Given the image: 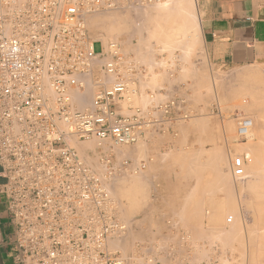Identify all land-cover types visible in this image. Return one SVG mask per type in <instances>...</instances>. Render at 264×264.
I'll return each mask as SVG.
<instances>
[{
    "label": "built area",
    "instance_id": "obj_1",
    "mask_svg": "<svg viewBox=\"0 0 264 264\" xmlns=\"http://www.w3.org/2000/svg\"><path fill=\"white\" fill-rule=\"evenodd\" d=\"M76 1L77 7L72 0H24L9 16L10 0H0V193L8 216L4 257L12 264H130L120 252L101 248L116 220L99 180L68 146L60 123L81 137L95 133L123 141L135 138L145 114L117 112L113 98L121 85L110 89L113 84H95L93 111L68 106L66 88L78 83L75 74L120 68L113 43L111 60L92 64L103 52L101 41H95L100 52H94L83 25L65 21L86 0ZM87 1L99 9L118 2ZM9 19L21 23L12 35L5 32ZM250 125V117L239 118L238 133L244 135ZM241 163L235 155L232 164Z\"/></svg>",
    "mask_w": 264,
    "mask_h": 264
},
{
    "label": "rangeland",
    "instance_id": "obj_2",
    "mask_svg": "<svg viewBox=\"0 0 264 264\" xmlns=\"http://www.w3.org/2000/svg\"><path fill=\"white\" fill-rule=\"evenodd\" d=\"M136 1H139V0H132L131 1V5H130V3L129 4H123V6L125 5L126 7H125V9H124V7L123 6H120L119 8H121V9H119V8H117L116 10L114 9H112L111 11L114 13V14H117V17L119 18V17H121V18H125V20L127 21V19L129 18V20H131V24H130V22H129V20H128V22H129V24H130V26L129 27H133V28H129V30L130 29H134L133 30V33H132V31H130L131 32V35L133 36L132 38H131V41H133L132 42V45L130 44L131 42H129V48L130 47H132L133 48V46L135 45L136 46V48H135V46H134V49H132V48H130V49H126L127 50V52H126V50H125V46H124V44L120 41V40H124L126 37H127V35L126 34H123V35H121L118 39H114L113 41L114 42H118V46H119V51L121 52V53H119V56H120V60H121V62H122V65H123V62H124V60H129V62H128V65H127V62H126V64H125V62H124V65L125 66H123V68H128L127 70L125 69H123L124 71H125V73H123V74H126L127 75V72H131V74H133L132 75V77H129V76H131V74H129L128 73V75L127 76H125V78L127 77L128 79L129 78H131L132 80H134L135 81V86L137 85V84H139V82H140V86L139 85H137L136 86V92L137 93H140V94H137L138 96H139V99H138V96H135V99H136V97H137V101L136 102H138V103H136L134 100L135 99H131V97H130V99H129V101H125V102H123L124 104L123 105H125V107L122 109V102H116V103H118V105H119V103H120V105H121V108L119 109V107L117 108L118 109V111H121L120 113L121 114H130V113H132L133 112V110H135L136 108H138V109H140V110H142V111H144L145 112V120H146V124H145V127H143V131H142V133H140L139 134V136H137V139H141V141L143 142V143H141V141H139V142H137L138 144H140L141 145V147H143L142 145H144V147L143 148H145V149H143V148H141V147H138V146H140V145H136L135 146V144H133V143H131V144H125V145H123L122 147H125V148H122V149H125V150H129V149H126L127 148V146L128 147H130L131 148V152L130 153H126V152H129V151H124L126 154H128V155H126V157H125V154L123 153L122 155L120 154V153H122L121 151L119 152V154L121 155H119V154H116V152H104V153H100L99 154V163L101 164V168H102V166H104V168H102V170H101V168H100V170H99V172L101 171V173H100V175H101V177H103L102 178V180H103V182L104 183H108L110 180H111V182H112V179H110V177H109V174L111 175L112 173V176L114 177H118V178H115L114 177V180H113V182H117V180H123V181H125L124 179H126V181H131V180H129V179H132L134 182H135V180H134V178L136 179V178H138L139 179V177H140V180L142 181H138V183H139V185L141 184L143 187V193L142 194H144V195H141V198H142V196H144L143 197V199H139V200H141V202H143L144 204L142 205V206H140L139 204V201H138V203H136V204H138V205H136L138 208H140V209H136V210H139V211H137L138 212V214L137 213H135V214H132L131 216L128 214L127 215V212L128 213H134V208H132L131 206H135L134 204L132 205L131 204V206H129V207H126L125 209L127 210V212H124V210L123 211H120V210H122L123 208H121L122 206H124L123 204H126L127 206L128 205H130V204H128V203H130V202H128V203H126L125 202V197L123 198L122 197V199H121V195L119 194L118 196H117V194H115V193H117L116 191H117V189H119L120 188V186H123V182H121V184H120V182H117L118 183V186H119V188H117L116 187V189H114L115 187L114 186H111L112 185V183L110 184V186L111 187H113L112 189L115 191H113L112 189H111V187L109 188L110 190H111V193H110V190L108 189V191H109V193L111 194V195H113V196H111V198L113 199V198H115L114 199V201H115V203H116V199H117V203H119V202H121V203H119V205H121L120 206V210L117 208V211H118V213H119V211L121 212V214L119 215L118 214V217H121V215H122V219L121 218H119L121 221H123V223H124V225H125V223H126V228L128 229V227L130 228L131 227V225H132V222L133 223H136L137 224V227H135V228H133V227H131L130 228V231H131V233L129 232V234H131V236L130 235H127V237L130 239V237L132 238V239H130L129 241H128V246H129V248H130V250H131V252L129 253V256L131 255V254H133L134 256H132L131 255V257L129 258V261H130V263H132V264H141L142 263V261L145 259V260H147L148 261V259H150L149 257L150 256H152V257H154L156 260H155V264H237V263H235L236 262V259H237V261H239V259L242 257V251H245V253H247V254H245V256L247 257V258H245V260L243 261L244 262V264H249L250 262H253V260H252V258H251V254L250 255H248L249 254V245L247 246V242H245L244 243V241H243V243L242 244H240L241 243V241L239 242V244L240 245H243L244 244V247H241L239 244V246H240V248H239V246L237 245V243L238 242H236L237 240H239L238 238L236 239V237L235 236H237V235H234V236H232V234H231V226H232V224H235V222L238 220L237 219V217L240 219V217H241V219H240V221H242V220H244V217H243V219H242V214H243V216H244V212H245V214H246V212L248 213L249 212V210L251 211V209H252V211L251 212H253L254 211V207H252V208H249L248 209V207L246 206L245 207V205H246V203H242V202H244V200H242L241 199V201H240V196L238 197V192L236 191V192H234V195L232 194V192L233 191H230V190H233V189H231V188H228L230 185H229V183L227 184V183H224L225 184V186H226V184L228 185V186H226V187H224V186H222V188H224L226 191L228 190L229 192H226V191H224V189H222L223 191H222V193L221 192H216L215 191V193H213L214 195H216V193H217V198H219V196L221 195V197H220V199L222 200V204H223V206H225L224 208H223V210L224 211H222L223 212V214L220 212L219 214H220V218L222 219V221L223 222H221V221H219V224H209L208 223V221H206L207 219L205 218L206 217V215H205V213L210 209V207L209 206H211L210 205V203H209V199L211 198V196L214 198V200H217L216 199V196H214L212 193H209L208 194V189H207V187H206V184L204 183V182H206V178H205V176H207V181H209V182H207L208 183V185L210 186L211 184H209V183H211L210 182V180H209V178H211V180H212V176L213 175H211V173H209V171H207L208 169L207 168H205L204 169V172L201 174L202 175V184H201V186L200 187H203L204 185L203 184H205V186L203 187V188H201L202 189V191L200 190V194L203 196V198L202 197H200L199 196V199H201L202 198V203L204 202V204H203V206H202V208H203V210H199V212L198 211H195L196 210V208H198L199 206L198 205H200V203L198 204L197 202H196V200L194 201V199L192 200V198H195V197H197V195H195V194H193L194 192H195V190H194V187H195V185H193V182H195V180H196V178L195 177H189L188 179H187V175H186V173H184L183 171L182 172H180V173H182V174H179L178 172L179 171H181L182 169V167H180L182 164H179V163H175V161L177 160V159H173V164H174V166H172V163H171V161H170V159H172V156L170 157V155H169V153H171L172 151V153H174L175 154V152H179V150H181L182 151V149L183 150H185V151H187V150H189V149H192V147H193V149H195V148H198L199 147V145H200V142H199V137L200 138H202L203 137V139H206V138H208L209 137V139L211 140V141H213V144H214V146H216L218 149L221 147V148H223V154H224V152L226 153V151H227V153H228V150H229V152L230 153H232V151H233V148H231V147H229V146H227V143H229V142H232V140L233 141H236L237 142V144H236V146H235V148H234V152L230 155V157H229V154L230 153H228V154H224V157H225V155L228 157L227 159H225L226 161V163L225 162H223V164H222V167L224 168V166H226V168H224L223 169V171H227L226 173H227V177H229V174H230V177L232 178V175L231 174H233V175H235V176H237V177H240L241 175V177H244L243 176V174L244 175H246V168H247V166L249 165L250 166V164L252 163V161H249L247 158V161H246V159L243 161V165L241 166V168H239V169H236L237 171L234 173V171H235V169H231V166H230V158H232L235 154H237V155H243V156H245V155H247L248 154V157L249 158H251V156H250V152L247 150V148L245 147V143H246V141H239L238 139H237V137H236V134H235V121L237 120V118L238 117H241V116H250V117H252L253 119H254V123H255V128H256V139L258 138V136H259V133H258V131H257V127H258V123H257V120H256V117H255V115L254 114H252L251 112H247L246 113V110L241 106V104L243 103V100H245V98H247V97H250V95H248V94H250V92L252 91L254 94L256 93V92H258V95L257 96H259V97H262V95H263V97H264V91H260V93H259V89L260 90H262L261 88H260V84H261V86L262 87H264V64H253V65H249V66H245V67H241V68H237L238 70L237 71H242V69H244V70H248V69H252V70H255V75L254 76H251L250 78L248 77L247 79H246V81H243V83H242V81H241V83H240V81L238 82V81H236V82H234L233 83V85L232 84H230V83H227V84H229V87L227 86V84H226V76L231 72V71H229V73H228V71H224V72H216V71H214L213 70V68L208 64V62H207V60L205 59V56H204V52H203V47H202V43H201V33L199 34L198 33V37H196L195 36V30L193 29V27L195 26V24H194V20L196 19V7L194 8V10H193V12L192 11H187V12H182V11H179L177 8H175L176 6V4H175V2L177 3L178 2V0H170V3L168 4V3H166L167 2V0H152V2H150V1H146L145 3H147V2H149V3H152V4H149V3H147V5H145V3L143 2V3H141V2H139V5H141V6H138L137 4V2ZM164 1H165V3L169 6V8L167 9V11H169V13L170 14H172L171 16H173V17H170V15H165L166 14V10L165 11H163V12H165V14L163 15V12L161 13L160 12V10H158L157 8V6L155 7V5L157 4H161L162 2L164 3ZM169 1V0H168ZM180 1V0H179ZM155 2H157V3H155ZM136 3V4H135ZM141 3V4H140ZM172 3H174V5L172 4ZM171 4V5H170ZM135 5V6H134ZM133 6L135 7V9L133 8ZM136 6H138V8L136 7ZM145 7V8H144ZM153 7H155V8H153ZM171 7V8H170ZM130 8H131V10L132 9H134L133 11H131L130 10ZM137 8V9H136ZM119 9V10H118ZM139 9V10H138ZM144 10V12H143V15L141 16V18L142 19H140V14H138L139 13V11L141 12V11H143ZM148 9L150 10L149 12H152L153 10L152 9H155L154 11H156V9H157V13L158 12H160L163 16H161V14L160 13H155L154 11H153V13H154V16L152 15V17H156L155 15L157 14V17H156V20H157V18L158 17H160L157 21H159V23L158 24H155V25H151L150 24V20H152V21H154V18L153 19H148V18H151V14H153V13H151L150 14V17H147L148 16V13L149 12H147L148 11ZM173 9V10H172ZM174 9L176 10V11H174ZM121 10V11H120ZM147 10V11H146ZM170 10H171V12H170ZM106 11V10H105ZM104 10L103 11H100V12H103L102 14H104V12H105ZM109 10H107L106 12H108ZM173 11V12H172ZM178 11V12H177ZM105 12V15H109V14H111L110 13V11L108 12V14ZM133 12V13H132ZM135 12V13H134ZM176 12V13H175ZM191 12H192V16H193V19H192V17H190L191 15ZM195 12V13H194ZM96 12H94V14H95ZM144 13H146V14H144ZM168 13V12H167ZM179 13H180V15H179ZM93 14V13H92ZM98 14V11H97V13H96V15ZM142 14V13H141ZM189 14V15H188ZM135 15V16H134ZM139 15V17H137ZM177 17H176V16ZM186 15V17H183V16H185ZM164 16H166V18H170L168 21L164 18ZM167 16H169V17H167ZM127 18V19H126ZM161 18H162V21H161ZM186 18H187V21H185V22H187V24H188V22H190V20H191V22L190 23H192L193 21V24H192V26H189V24H188V26H187V24L185 25V22H184V25H182L181 26V24L183 23L182 21H183V19L184 20H186ZM188 18H189V21H188ZM195 18V19H194ZM136 19L138 20V21H136ZM147 21H146V20ZM163 19H165V21L163 20ZM171 19H173V20H171ZM172 21V22H177V24H174V25H172L171 24V22H169V21ZM154 21V22H155ZM163 23H161V22ZM127 22V23H128ZM135 22V23H134ZM155 22V23H156ZM164 22H166V23H164ZM167 22H169L168 24H167ZM179 22V23H178ZM140 23V24H139ZM153 23V22H152ZM198 23V21L196 22V24ZM128 24V25H129ZM154 24V23H153ZM159 24H161V26H162V28H161V30L163 29V27L164 26H166L165 27V30H166V32H167V35H166V32H165V30H163V32L162 31H159L158 29H160V28H158V26H159ZM165 24V25H164ZM179 24V25H178ZM146 25V26H145ZM164 25V26H163ZM171 25V26H170ZM191 25V24H190ZM194 25V26H193ZM141 26V27H140ZM145 28V29H142L143 27ZM152 26V27H151ZM156 26L158 29V32H161V33H158L156 30H155V32H154V30H152V29H154V27ZM177 26L179 27V28H177ZM181 26V27H180ZM185 26H187V28L185 27ZM197 27H196V30L199 32V25H196ZM86 27H87V25H86ZM136 27V28H135ZM156 27H155V29H156ZM167 27H176V29H178V30H176V29H172L171 30V28L169 29V28H167ZM184 27V28H183ZM189 27V28H188ZM143 30L142 32L144 33L143 34V39H145V41L147 42V37H148V32L149 31H151V35H149V38H148V42L146 43L145 41H143V43H142V45L141 44H139V46L141 45L142 46V48H140L139 46H138V38H141V37H139V36H137V34H138V30H141V29ZM148 28V29H147ZM181 28V29H180ZM147 29V30H146ZM167 29L169 30V31H167ZM188 29H190L188 32H190L189 34L187 33V31L185 32L184 30H188ZM194 30V32H192L193 30ZM149 30V31H148ZM171 30V31H170ZM179 30H181V31H183V32H179ZM173 31V32H172ZM178 31V33H176ZM147 32V33H146ZM153 33V34H152ZM170 33V34H169ZM175 33V34H174ZM181 33H183L182 35H181ZM148 34V35H147ZM158 34H160V35H158ZM162 34V35H161ZM185 34H187L188 35V37L185 35ZM197 34V33H196ZM155 37H154V36ZM174 35V37H173V39L171 38L172 36ZM185 35V37H182V36H184ZM192 35H194V38H192L191 36ZM90 36L92 37V34H90ZM126 36V37H125ZM151 36V37H150ZM164 36V37H163ZM191 38H190V37ZM145 37V38H144ZM195 37H196V39H198V40H196L195 39ZM110 38V39H109ZM109 38H107L106 40H105V44H107V43H109V42H112L111 40V37H109ZM153 39V40H149V39ZM156 38V39H155ZM159 38L161 39V41L159 40ZM170 38V39H169ZM180 38V39H179ZM142 39V40H143ZM168 39V40H167ZM175 39V40H174ZM188 39L189 40V42L188 41H186V40ZM191 39V40H190ZM195 39V40H194ZM110 40V41H109ZM116 40V41H115ZM156 40V41H155ZM157 40H158V42H157ZM172 40V41H171ZM182 40H184V42L182 41ZM134 41H136L137 43H135V44H133L134 43ZM155 41V42H154ZM176 41V42H175ZM181 41V42H180ZM192 41V42H191ZM197 41V42H196ZM199 41V42H198ZM120 42V43H119ZM161 42V43H160ZM163 42V43H162ZM173 44H171V43ZM174 42H175V44H174ZM178 42V43H177ZM180 42V43H179ZM139 43H140V40H139ZM152 43V44H151ZM166 43V44H165ZM170 43V44H169ZM183 43V44H182ZM185 43V44H184ZM190 43V44H189ZM137 44V45H136ZM147 44V45H146ZM150 44V45H149ZM161 44V45H160ZM170 46H169V45ZM193 44V45H192ZM163 45V46H162ZM172 45V46H171ZM174 45H175V47H174ZM177 45V46H176ZM182 45V46H181ZM189 45V46H188ZM199 45V46H198ZM141 49H139L140 51H137V48L138 47ZM148 46V47H147ZM164 46H165V48H164ZM180 46L182 47V49L183 48H185V49H183V51L181 50V48H180ZM185 46H188V48L187 47H185ZM191 46L193 47V48H191ZM94 50L95 51H99L100 50V44L99 43H95L94 44ZM170 47V48H169ZM143 48H145V49H143ZM147 48V49H146ZM149 48L150 49H152V50H149ZM172 48H174V50L172 49ZM180 48V49H179ZM190 48V49H189ZM195 48V49H194ZM123 49H124V52H123ZM136 49V50H135ZM171 49V50H170ZM188 49V50H187ZM192 49V50H191ZM168 50V51H167ZM186 50V51H185ZM191 52H190V51ZM198 50V51H197ZM160 51V52H159ZM189 51V52H188ZM196 53V51H197V53L195 54L194 52ZM143 52L145 53V55L147 56V59H148V57H149V55H152V56H150V57H152V59L153 60H151L150 58V60L151 61H148V60H142L143 58V56L142 55H140L141 57H140V59H141V61L138 59L139 58V54H143ZM183 52V53H182ZM186 52V53H185ZM201 52V53H200ZM124 53V54H123ZM149 55H148V54ZM200 53V54H199ZM122 55V57H123V59H122V57H121V55ZM177 54V55H176ZM180 54H182L183 56H181ZM188 54V55H187ZM195 54V55H194ZM185 55H187L186 57H185ZM163 56V57H162ZM169 56V57H168ZM181 56V57H180ZM196 56V57H195ZM201 56V57H200ZM202 56H203V58H202ZM159 57H161V58H159ZM185 57V58H184ZM137 58V59H136ZM158 58V59H157ZM180 58V59H179ZM170 59H171V61H170ZM182 59V60H181ZM199 59V60H198ZM106 60H107V58H106ZM132 60H134V61H131ZM139 60V61H138ZM160 60H161V62H160ZM183 60H185V61H183ZM147 61V62H146ZM154 61V62H153ZM173 61V62H172ZM101 62L103 63V62H105V58H104V60L102 59L101 60ZM149 62V63H148ZM159 62V63H158ZM165 62V63H164ZM196 63V64H195ZM207 63V64H206ZM156 64V65H155ZM188 64V65H187ZM204 64H206V65H204ZM146 65V66H145ZM153 65V66H152ZM195 65V66H194ZM170 66V67H169ZM183 66V67H182ZM134 67V68H133ZM132 68V69H131ZM192 68H194V69H192ZM255 68V69H254ZM129 69H130V71H129ZM187 69V70H186ZM198 69V70H197ZM202 69V70H201ZM132 70V71H131ZM170 70V71H169ZM174 70V71H173ZM191 70V71H190ZM204 70H206V71H204ZM263 70V71H262ZM163 71V72H162ZM188 71V72H187ZM197 71V72H196ZM198 71H199V73H198ZM259 71V72H258ZM160 74H159V73ZM257 72H258V74H257ZM163 73V74H162ZM183 73V74H182ZM192 73V74H191ZM202 73V74H201ZM206 73H208V75H205ZM139 74H140V76H139ZM186 74V75H185ZM187 74H189V75H187ZM199 74H201V76H203L204 77V82L203 81H201V83L203 82V85L201 84V83H199V81L200 80H202V79H198L197 80V78H200L201 76H199ZM214 74V75H213ZM156 75V76H155ZM135 76V77H134ZM184 76V77H183ZM189 76V77H188ZM192 76V77H191ZM213 76V77H212ZM215 76V77H214ZM219 76V77H218ZM221 76V77H220ZM134 77V78H133ZM156 77V78H155ZM180 77H182V78H180ZM186 77V78H185ZM191 77V78H190ZM217 77V78H216ZM226 77V78H225ZM149 78V79H148ZM153 78V79H152ZM172 78V79H171ZM185 78V79H184ZM219 78H222V79H219ZM148 81L147 83H146V80ZM162 79H163V81H162ZM191 79V80H190ZM205 79H206V83H205ZM213 79V80H212ZM219 81V82H217V80ZM252 79H253V81H252ZM153 81V83H152V81ZM172 80V81H171ZM190 80V81H189ZM214 80H216V81H214ZM223 81V83L221 82V81ZM248 80V81H247ZM139 81V82H138ZM144 81H145V83H144ZM174 81H175V83H174ZM184 81V82H183ZM192 81L194 82V83H196V82H198V83H196V84H198V89L200 88V87H202V90H201V88H200V90H198L197 89V85H196V88H194L195 87V85H193L192 84ZM212 81H214L215 82V84H214V86L216 85V83L217 84H219V85H223L222 87L221 86H219V85H216L217 86V88L218 89H216V86L214 87V86H211V85H213V82ZM249 81H251V82H249ZM89 82L91 83V85H92V80H89ZM237 82H238V84H237ZM260 82V83H259ZM207 85L208 83H209V85H207V86H205V84ZM249 83V84H248ZM252 85H251V84ZM160 84V85H159ZM176 84V85H175ZM201 84V85H200ZM211 84V85H210ZM236 84V85H235ZM245 84V85H244ZM143 85V86H142ZM156 85H157V87H156ZM226 85V86H225ZM232 85V86H231ZM250 85V86H249ZM254 85V86H253ZM139 86V87H138ZM151 86V87H150ZM158 86H161V87H159L158 88ZM191 86V87H190ZM200 86V87H199ZM210 88H209V87ZM235 86V87H234ZM246 86V87H245ZM250 88H249V87ZM255 86H257V87H255ZM213 87V88H212ZM230 87H232V88H234V90L233 89H231ZM259 87V89H257ZM153 88V89H152ZM206 88H209V91H208V89H206ZM215 88V89H214ZM229 88V89H228ZM251 88H253V89H251ZM254 88H256L255 90H254ZM158 89V90H157ZM192 89V90H191ZM193 89H194V91H193ZM197 89V90H196ZM205 89V90H204ZM249 89H251V91L249 92V90L247 91V90ZM215 90L217 91V95H218V97H216V93H215ZM231 90V91H230ZM241 90V91H240ZM246 90V91H245ZM180 91V92H179ZM197 91H198V93H197ZM203 91V92H202ZM206 91V92H205ZM244 91V92H243ZM92 92V91H91ZM170 92V93H169ZM203 94H202V93ZM211 92V93H210ZM248 94H247V93ZM251 92V94H253ZM261 92H263L262 94H261ZM159 93V94H158ZM162 93V94H161ZM197 93V94H196ZM233 93V94H232ZM239 93V95H235V94H238ZM244 93V94H243ZM155 94V95H154ZM198 94H200V96L202 95V98L198 95ZM259 94H261V96L259 95ZM136 95V94H135ZM141 95H144V96H146V99H145V102L147 101V99H148V101L146 102V103H144V100H142V98L140 99V96ZM163 97H162V96ZM167 95V96H166ZM192 95H193V97H192ZM232 95V96H231ZM256 95V94H255ZM92 95H90V97H91ZM160 96H161V98H160ZM221 96V97H220ZM234 96H237V97H234ZM245 96V97H244ZM89 97V99H91ZM142 97V96H141ZM167 97V98H166ZM190 97V98H189ZM194 97L196 98V99H194ZM199 97V98H198ZM233 99H232V98ZM241 97V98H240ZM133 98V97H132ZM143 98H145V97H143ZM155 98H158V99H155ZM200 98H201V100H200ZM89 99H88V101H89ZM160 99V100H159ZM191 99V100H190ZM231 99V100H230ZM236 101H235V100ZM123 100V99H122ZM153 100H155V101H153ZM242 100V101H241ZM248 100H250V98H247L246 99V101H248ZM91 101H92V99H91ZM91 101H89V102H91ZM131 101V102H130ZM139 101H141V103L139 102ZM195 101V102H194ZM216 101V102H215ZM89 102H85V104H87V106L89 105ZM127 102H129V103H127ZM215 102V103H214ZM203 103V104H202ZM205 103V104H204ZM219 103V104H218ZM229 103H231L232 105L230 106V107H232L233 105V107L232 108H230L229 107ZM236 103V104H235ZM241 103V104H240ZM84 104V106L81 108V109H85L87 106ZM129 104V105H128ZM145 104V105H144ZM199 105V106H198ZM218 105H220V107L218 106ZM86 106V107H85ZM221 106H224L223 108L221 107ZM77 107V106H76ZM75 107V108H76ZM174 107V108H173ZM202 107V108H201ZM204 107V108H203ZM219 109H218V108ZM226 107V108H225ZM200 108V109H199ZM76 109H78V107L76 108ZM131 110H132V112H131ZM167 110V112H165ZM219 110L220 111H222V113L221 112H219ZM245 111V112H244ZM126 112V113H125ZM130 112V113H129ZM208 114V115H207ZM224 114V115H223ZM196 116V117H195ZM209 116V117H208ZM201 117V118H200ZM222 117H224L222 120H221V118ZM188 118V119H187ZM192 118H195L194 120H192ZM200 119V120H198V119ZM192 120V121H191ZM196 120V121H195ZM204 121V122H200V121ZM180 121V122H179ZM198 121H199V125H198ZM227 124L228 122H231L232 123V126H233V128H234V132H233V134L231 133V134H228L226 131H224V129L226 128L225 127V125L226 124H224V122ZM188 124H187V123ZM221 122H223V123H221ZM201 123V124H200ZM218 123H220V124H218ZM191 124V125H190ZM222 124H223V126H222ZM195 125L196 126H199V127H195ZM202 125V126H201ZM185 126H188L187 128L185 127ZM192 126V127H191ZM205 128H204V127ZM179 127V128H178ZM225 127V128H224ZM182 128V129H181ZM195 128V129H194ZM197 128V129H196ZM204 128V129H203ZM221 130H220V129ZM203 129V130H202ZM183 130V131H182ZM186 130V131H185ZM202 131V132H200V131ZM255 130V129H254ZM182 131V132H181ZM225 133H224V132ZM188 132V133H187ZM223 132V133H222ZM182 133V134H181ZM184 133V134H183ZM186 133V134H185ZM211 133H213L212 135H211ZM254 133H255V131H254ZM210 134V135H209ZM219 134H220V136H219ZM183 135V136H182ZM186 135V136H185ZM198 135V136H197ZM208 137H207V136ZM226 135V136H225ZM145 136V137H144ZM204 136H206V137H204ZM222 136V137H221ZM92 137V136H91ZM139 137V138H138ZM181 137V138H180ZM184 137V138H183ZM212 137V138H211ZM92 138H95L96 139V137H92ZM176 138V139H175ZM182 138H183V140H185V141H183L182 140ZM82 139V138H81ZM167 139V140H166ZM82 140H85V139H82ZM197 140V141H196ZM137 141V140H136ZM136 141H134V143L136 142ZM179 141V142H178ZM181 141H182V143H181ZM206 141L207 142H209V140L208 139H206ZM253 141V140H252ZM251 141V142H252ZM255 141V140H254ZM245 142V143H244ZM250 141H249V143H251ZM184 143V144H183ZM198 145H197V144ZM240 143V144H239ZM241 143H244V144H241ZM191 144H193V146H191ZM247 144V143H246ZM131 145V146H130ZM162 145V146H161ZM190 145V146H189ZM197 145V146H196ZM263 145H264V140H263ZM121 147V145H118V149ZM244 146V147H243ZM117 147V146H116ZM116 147H114V148H116ZM135 147H136V149L138 148V150H136L135 149ZM180 147V148H179ZM201 147V146H200ZM264 147V146H263ZM132 148H134L133 149V151H132ZM140 148V149H139ZM166 148V149H165ZM243 148H244V150H243ZM122 149H120V150H122ZM241 149V150H240ZM140 150V152L142 153V155L141 156H138L137 157V155H140V154H136V156H135V154H133V153H137V151H139ZM171 150V151H170ZM238 150V151H237ZM135 151V152H134ZM143 151V152H142ZM164 151V152H163ZM185 151H182L181 152V154L182 153H184ZM162 152V153H161ZM166 152V153H165ZM111 153V154H110ZM118 153V152H117ZM160 153V154H159ZM165 153V154H164ZM168 153V154H167ZM115 154V155H114ZM130 154H131V156H130ZM134 156H133V155ZM166 154L168 155V158H170V159H168V158H166L167 156H166ZM181 154L179 155V154H177V155H174V158L177 156H181ZM206 154V155H205ZM119 155V156H118ZM124 155V156H123ZM182 155H184V154H182ZM204 155L207 157V156H209V152H204ZM118 156V157H117ZM155 156V157H154ZM161 156V157H160ZM163 156H164V158H163ZM121 157V158H120ZM135 157H137V159L135 158ZM139 157H141V158H139ZM182 157V156H181ZM206 157H203L204 159L206 158ZM180 158V157H179ZM226 158V157H225ZM143 159H145V160H143ZM163 159V160H162ZM168 161H170V163H168V166L169 165H171L170 167L172 168V167H175L174 169L172 168V170L174 171L175 170V172H171V170H170V167L168 168L167 166V169H166V171H168V174L170 173V176L171 177H169V175H165V169H163L164 170V174H162V173H160L161 171H163L162 170V168H166V167H163L164 165H163V162L164 163H166L165 165H167V160ZM207 159V158H206ZM136 160H137V162H136ZM162 160V161H161ZM228 160V161H227ZM107 161V162H106ZM116 161H118L119 162V165H117L116 166ZM134 162V164H132V163ZM148 162V163H147ZM102 163L104 164V165H102ZM123 163V164H122ZM131 166H130V165ZM185 164H187L188 165V163H185ZM190 164V163H189ZM203 164V163H202ZM107 165L109 166V168L107 167ZM110 165H112V167L110 166ZM123 165V166H122ZM136 165V166H135ZM177 165H180L179 166V168L181 169H179V170H177V172H176V169H178V166ZM203 165H205V164H203ZM247 165V166H246ZM135 166V167H134ZM160 166H161V168H160ZM177 166V167H176ZM93 167V166H92ZM106 167V168H105ZM119 167V168H118ZM138 167V168H137ZM150 167V168H149ZM124 168V169H123ZM159 168L161 169V171L159 170ZM227 168L229 169V170H227ZM245 168V169H244ZM112 169V171L110 172V170ZM119 169V170H118ZM207 169V170H206ZM226 169V170H225ZM97 170V169H96ZM141 170V171H140ZM169 170H170V172H169ZM205 170L207 171V172H205ZM232 170H234V171H232ZM243 170H244V172H243ZM108 171V172H107ZM121 171V172H120ZM123 171V172H122ZM127 171H128V173H127ZM97 172V171H96ZM99 172H97V173H99ZM132 172V173H131ZM230 172V173H229ZM231 172H233V173H231ZM103 173V174H102ZM148 173V174H147ZM156 173V174H155ZM175 174V173H178L179 175H180V177H179V175L178 176H175L174 178H172V174ZM207 173H209V174H207ZM106 174V175H105ZM117 174V175H116ZM160 174H162V175H160ZM183 174H185L183 177V179H182V181L183 182H185L186 180H187V182H185L186 183V185H189V186H194L193 188L192 187H190V188H192L193 190H194V192L192 193L193 195H195L194 197H193V195H190V194H188V192H186V191H184L183 193H187L188 195L187 196H190L189 198H188V200L191 198V196H192V198L190 199V201L192 200L193 201V203H192V205H190V206H193L194 207V205L196 204L198 207H196L195 208V210H193L194 208H190V209H192V210H190L191 211V213L193 212L194 213V211H195V213L197 214V215H199V213H200V211L201 212H203V214L201 215V213H200V215H201V219L200 218H198L196 215V217H197V219L195 220V219H192V218H194V214H190V212H189V216H190V218H189V216H188V219L187 218H185L184 217V219H181V218H179V217H177V214H178V212L181 210L182 211V209H180L179 210V208L178 207H176L179 211H177V210H174L175 209V207L174 206H176L175 205V203H176V199H178L179 198V194L182 192L181 190H182V188L185 190V187H188V186H186V185H184V184H182L183 186H185V187H181L182 185H181V177H182V175ZM204 174H205V176H204ZM207 174V175H206ZM105 177H104V176ZM136 175H139L138 177L136 176ZM177 175V174H176ZM111 176V177H112ZM120 176V177H119ZM122 176V177H121ZM131 176V177H130ZM134 176V177H133ZM150 176V177H149ZM166 176V177H165ZM174 176V175H173ZM106 177H109V178H106ZM126 177V178H125ZM147 177V178H146ZM164 177H165V179H164ZM178 177V178H177ZM104 178H106V180L104 179ZM123 178V179H122ZM129 178V179H128ZM175 178H176V180H175ZM191 178V179H190ZM192 178H195V179H193L192 180ZM117 179V180H116ZM165 181H164V180ZM174 179V181H173V183L171 182L172 180ZM205 179V180H204ZM147 180V181H146ZM191 180V181H190ZM232 180V179H231ZM126 181L124 182V184H129V183H133V182H127L126 183ZM224 180H222V182H223ZM115 182V183H116ZM141 182V183H140ZM168 182V183H167ZM175 182V183H174ZM177 182V183H176ZM180 182V183H179ZM182 182V183H183ZM107 183H106V186H107ZM116 183V184H117ZM144 183V184H143ZM166 183V184H165ZM170 183V184H169ZM190 183V184H189ZM196 183V182H195ZM220 183V182H219ZM109 184H108V186H109ZM127 184V185H128ZM176 184H178L177 186H175ZM223 184V183H222ZM113 185H114V183H113ZM130 185V184H129ZM165 185H167V186H165ZM168 185H170V186H168ZM181 185V186H180ZM207 185V186H208ZM126 186V185H125ZM173 186H174V188H173ZM180 186V187H179ZM124 187V186H123ZM123 187H121V188H123ZM177 187V188H176ZM179 187V188H178ZM231 187V186H230ZM121 188L119 189V191L121 190ZM146 188V189H145ZM189 188V187H188ZM188 188L186 189V190H188ZM209 188V190L211 191V186L210 187H208ZM149 189V190H148ZM168 189V191H169V194L172 192V191H170L169 189H171V190H174V192L177 190V191H179L178 193L176 192V193H171V194H175V195H173V196H177V194H178V196H177V198H175V201H173V203H171L172 202V200H170V199H167V197H165V195L166 196H170V195H168V194H166V193H168L166 190ZM203 189H204V191L205 190H207V191H205V192H203ZM230 189V190H229ZM190 190V189H189ZM188 190V191H189ZM193 190H190L189 191V193L190 192H192ZM217 191H219V190H217ZM147 192V193H146ZM223 192H226V193H228V196H227V194L226 193H223ZM186 193L185 194H182L181 193V195L183 196V195H185L186 196ZM207 193V194H206ZM220 193V194H219ZM115 194V195H114ZM147 194V195H146ZM232 194V196H234L235 197V200H234V204H236L237 206H239V208L237 207V209H235L234 211H233V209H234V207H230L229 205L227 206L226 205V200H227V202L229 201V200H232L231 198H232V196H230ZM140 195V194H139ZM181 195H180V198H182L181 197ZM210 195V198L209 197H207V196H209ZM219 195V196H218ZM263 195H264V193H263ZM115 196V197H114ZM173 196L171 195L170 197H168V198H172L173 199ZM186 196V197H187ZM207 197V199H208V203L209 204H207L206 202L207 201H204V200H207V199H205L206 197ZM119 197V198H118ZM229 197H230V199H229ZM264 197V196H263ZM140 198V197H139ZM164 198V199H163ZM180 198L178 199L179 201L177 202V204L178 205H180L181 203L183 204V203H187V202H189L188 200H187V202H183V200H181L180 201ZM212 198V199H213ZM225 198H226V200H225ZM3 195L2 194H0V220H2V222H5V224H6V221H8V216H7V213H6V211H5V209H4V207L1 205V202L3 201ZM121 199V200H120ZM123 199H124V202H123ZM182 199H185L186 200V198L185 197H183ZM220 199H218L217 201H219ZM234 199V198H233ZM264 199V198H263ZM143 200V201H142ZM165 200H169V201H171L170 203H171V206H172V204L174 205L173 207L174 208H172L173 209V211L172 210H170V212L171 213H173L174 214V212L176 213V211H177V214H172L173 216H172V219H174V220H172L171 218H169L170 216H171V213L169 214L170 216H168V214H166V212L167 213H169L168 212V208L170 207V204L169 205H167V203H168V201H167V203H166V201ZM164 201V202H163ZM191 201V202H192ZM224 201H225V204H224ZM122 202H123V204H122ZM175 202V203H174ZM191 202H189V203H191ZM196 202V203H195ZM199 202V201H198ZM239 202V203H238ZM117 203H116V205H117ZM146 203V204H145ZM166 203V204H165ZM230 202H228L227 204H229ZM164 204V205H163ZM181 204V205H182ZM188 204V203H187ZM205 204L207 205V206H205ZM242 204V205H241ZM125 205V206H126ZM167 205V206H166ZM180 205V207H182ZM185 207H188L186 204H183ZM195 205V206H196ZM209 205V206H208ZM135 206V207H136ZM183 206V207H184ZM201 206V205H200ZM205 206V207H204ZM130 207H131V209H133L132 211H130L129 212V209H130ZM155 207V208H154ZM208 207V208H207ZM229 207H230V209H229ZM242 207H244L245 208V210L243 211L242 209ZM150 208V209H149ZM201 208V207H200ZM241 208V209H240ZM130 209V210H131ZM186 209V208H185ZM184 209V210H185ZM206 209H208V210H206ZM125 210V211H126ZM187 210H188V208H187ZM186 210V211H187ZM198 210V209H197ZM211 210V209H210ZM227 210V211H226ZM241 210V211H240ZM248 210V211H247ZM180 211V212H181ZM206 211V212H205ZM226 211V212H225ZM136 212V211H135ZM179 212V214H181ZM188 212V211H187ZM235 212V213H234ZM236 212H238L239 214H238V216L236 217ZM243 212V213H242ZM126 215H125V214ZM151 213V214H150ZM234 213V214H233ZM240 213H242L241 215H240ZM124 214V215H123ZM162 214V215H161ZM222 214V215H221ZM161 215V216H160ZM188 214H186L185 216H187ZM191 215L193 216V217H191ZM233 216V219H232V222H230L229 224L227 223V222H225L226 221V217L227 216ZM124 216V217H123ZM144 216V217H143ZM168 218H167V217ZM178 216H181V215H178ZM222 216V217H221ZM240 216V217H239ZM130 217V218H129ZM146 217V218H145ZM148 217V218H147ZM157 218V219H155V218ZM162 217V218H161ZM165 217V218H164ZM235 217H236V219H235ZM132 218V219H131ZM146 219V222H145V219ZM219 218V220H221ZM125 219V220H124ZM135 219V220H134ZM139 219V220H138ZM150 219V220H149ZM154 219V220H153ZM185 219H187V221L185 220ZM134 220V221H133ZM136 220H137V222H136ZM155 220H157L156 222H155ZM172 220V221H171ZM179 220V221H178ZM181 220V221H180ZM186 223H184L183 221ZM130 221V222H129ZM149 221H150V225H149ZM174 221H175V224H174ZM189 221V223H187ZM191 221V222H190ZM198 221V222H197ZM201 221V222H200ZM129 222V223H128ZM166 222H167V224H166ZM178 222H180V223H178ZM182 222V223H181ZM196 222V223H195ZM204 222V223H203ZM225 222V223H224ZM234 222V223H233ZM154 223H155V225H154ZM162 223V224H161ZM177 223V224H176ZM200 223V224H199ZM208 223V224H207ZM232 223V224H231ZM243 223H244V221H242L239 225H241V226H243ZM129 224H131V225H129ZM140 224V225H139ZM145 224H147V225H145ZM154 226H153V225ZM157 224H159V226L157 225ZM170 224V225H169ZM173 224H174V226H173ZM190 224V225H189ZM202 224V225H201ZM222 224V229H223V231H224V235L226 234H228V235H231V239L228 237V236H226L227 238H229V239H227V238H225L226 239V241H224V240H222V241H224L223 243H225L226 242V244L227 243H229V244H231V245H233V246H229V244H224L223 245V243H221L222 241H221V239H223L222 237H220L216 232H218V228H219V226ZM225 224V225H224ZM139 225V226H138ZM180 225V226H179ZM210 225V226H209ZM218 225V226H217ZM151 226V227H150ZM162 226V227H161ZM183 226V227H182ZM217 226V227H216ZM230 226V227H229ZM264 226V225H263ZM262 225L261 226H259L258 227V229L260 228L261 230H262V227H263ZM149 227V228H148ZM156 227V228H155ZM172 227H174V228H172ZM190 227V228H189ZM192 227V228H191ZM197 227V228H196ZM141 228V229H140ZM145 228V229H144ZM159 228V229H158ZM167 228H170V229H167ZM195 228V230H192V229H194ZM203 228V229H202ZM205 228V229H204ZM209 228H211L210 230H208ZM217 228V229H216ZM229 228V229H228ZM126 229V230H127ZM143 229V230H142ZM148 229V230H147ZM166 229V230H165ZM199 229V230H198ZM138 230H142V233L141 232H138ZM145 230V231H144ZM156 230V231H155ZM189 230H191V231H189ZM211 230H213L214 232H215V234L211 231ZM215 230H217V231H215ZM133 231V232H132ZM137 231V232H136ZM175 231V232H174ZM201 231V232H200ZM210 231H211V233H212V235H215V237H216V239L214 238V237H211V233H210ZM225 231H228V232H230V233H228V232H225ZM148 232H149V234L150 235H152L153 236V238L148 234ZM150 232H153L152 234L150 233ZM160 232V233H159ZM163 232V233H162ZM166 232V233H165ZM207 232H209V233H207ZM139 233V234H138ZM169 233V235H167ZM138 234V235H137ZM157 234H159V235H157ZM175 234V235H174ZM177 234V235H176ZM204 234V235H203ZM208 234V235H207ZM135 235V236H134ZM162 235V236H161ZM173 235V236H172ZM183 237H182V236ZM199 235H201V236H199ZM207 235V236H206ZM164 236V237H163ZM166 236V237H165ZM193 236V237H192ZM203 236V237H202ZM150 237V239H148ZM170 237V238H169ZM171 237H173V238H171ZM209 237V239H207ZM235 237V238H234ZM240 237V236H239ZM141 238V239H140ZM164 238V239H163ZM166 238H168V239H166ZM200 238V239H199ZM210 238H211V240H210ZM148 239V240H147ZM152 239V240H151ZM160 239V240H159ZM212 239H213V241H212ZM217 239H218V241H217ZM143 240V241H142ZM201 240V241H200ZM216 240V241H215ZM236 240V241H235ZM136 241V242H135ZM163 241V242H162ZM171 241V242H170ZM198 241V242H197ZM212 241V242H211ZM230 241L232 242V243H230ZM246 241V240H245ZM131 242V243H130ZM255 242H257V243H259V241H257V240H255ZM208 243V244H207ZM214 243V244H213ZM235 243H236V245L238 246H236L235 245ZM130 244H132L131 246H130ZM147 244V245H146ZM149 244V245H148ZM222 244V245H221ZM220 245L221 246H224V247H220ZM154 246V249L152 248V247ZM229 246V247H228ZM147 247H150V249H151V251L150 250H148V249H146ZM156 247H159V248H156ZM166 247V248H165ZM233 247V248H232ZM222 248V249H221ZM230 248H232L231 250H230ZM236 248L237 249H240L239 251L238 250H236ZM260 248H262L261 250L260 249H258V250H256L257 252H254V264H264V261H263V259H264V243L262 244L261 243V247ZM154 251H153V250ZM183 249V250H182ZM241 249H242V251H241ZM8 250H9V247L8 246H3V250L1 251L2 252V254H4L5 252L7 253L8 252ZM148 250V251H147ZM170 250V251H169ZM191 250H192V252H191ZM228 250V251H227ZM246 250H248V251H246ZM233 253H232V252ZM237 251H238V255H237ZM259 251V252H258ZM155 252V253H154ZM163 252V253H162ZM230 252V254H228ZM222 253V254H221ZM241 253V254H240ZM219 254H221V255H219ZM224 254V255H223ZM261 254V255H260ZM176 255V256H175ZM185 255V256H184ZM241 255V256H240ZM198 256V257H197ZM205 256V257H204ZM230 256V257H229ZM233 256V257H232ZM237 256H238V258H237ZM134 257V258H133ZM143 257V258H142ZM159 257H160V259L162 258L163 260H161V261H159ZM219 257H221V258H219ZM224 257H226V259L224 258ZM250 257V258H249ZM197 260H196V259ZM220 259V261H219V259ZM233 258V260H231ZM139 259V260H138ZM218 259V260H217ZM224 262H223V261ZM229 260H231V261H229ZM247 260V261H246ZM163 261V262H162ZM222 261V262H221ZM225 261H227V262H225ZM240 261H242V259H240ZM239 261V262H240ZM139 262V263H138ZM141 262V263H140ZM242 262V263H243ZM246 262H248V263H246ZM8 263L9 264H12V262L10 263V261H8ZM240 264V263H239Z\"/></svg>",
    "mask_w": 264,
    "mask_h": 264
},
{
    "label": "bare ground",
    "instance_id": "obj_3",
    "mask_svg": "<svg viewBox=\"0 0 264 264\" xmlns=\"http://www.w3.org/2000/svg\"><path fill=\"white\" fill-rule=\"evenodd\" d=\"M71 1V0H70ZM118 2H117V5L116 6H114V7H105V6H103V8H101V9H99V8H93V6H94V4L93 3H90L89 1H84V2H82V8L80 9V7H79V9H78V11L74 14V17H73V19H66L65 21H66V23H69V24H78V23H81V25H83V27H84V29H85V36H86V38H87V40H88V46H91L92 47V49H93V51L94 52H98V51H95L94 50V44H95V41L96 40H99V41H101V46H102V48H103V52L101 53V55L98 57V56H94V58L91 60V61H93L92 62V64L93 63H101L102 64V62H101V60L103 59L104 60V58H105V62H108V61H110L111 59H110V57H111V55H110V46H111V43H113V44H115L116 46H117V55H118V62H119V65H120V68H119V70H118V72H107L106 70H102L101 72H99L100 74L98 75V74H96V75H94V73L93 72H90V71H88V72H84V73H80V74H75L76 75V78H78V83L76 84V85H68V87L66 88V92H67V94H68V96H69V99H68V102H67V104H68V106L69 107H72V109H75V110H80V111H89V110H91V111H93L95 108H96V105H95V99H96V97H95V92H94V87H95V84H97V83H102V84H105V85H108V86H111L112 84V87L110 88V89H112L113 87H115V86H117V85H121V88H120V90L117 92V93H114V98H113V102H114V108L116 109V111L117 112H121V111H118V107H119V109L121 108V105H120V103H119V105H118V103H116V102H125V101H129V99H130V97H131V99L133 100V99H135V96H138L137 94H140V93H137L136 92V86L137 85H139L140 84V82H139V84H137L136 86H135V81L134 80H132L131 78H125V76H127L128 75V73L129 74H131V72H127V75L126 74H123V73H125V69L126 68H123V66H125L124 65V62L126 61L127 62V65H128V62H129V60L127 61V60H124L123 59V57H122V55H121V57H122V59L124 60V62H123V65H122V62H121V60H120V56H119V53H121L120 51H119V46H118V42L116 43V42H114L113 40L114 39H118L121 35H123V34H126L127 35V37L124 39V40H120L123 44H124V46L126 47L125 48V50L128 48V49H130V48H132V47H130L129 48V42H131L130 44L132 45V42L133 41H131V38L133 37L132 35L134 34L133 33V30L132 29H130L129 30V28H133L132 26L131 27H129L130 26V24L132 23L131 22V20H129V18L127 19V21L125 20V18H121V17H117V14H114L111 10L113 9H117V8H119L120 6H123V4H129L130 3V5H131V1L132 0H117ZM135 1V0H134ZM146 1H150V2H152V0H139V1H136L138 4V6H141V5H139V2H141V3H145ZM170 3V0L168 1L167 0V2L166 3ZM72 3L77 7L78 5H79V3L76 1V0H72ZM140 3V4H141ZM147 3H149V2H147ZM147 3H145V5H147ZM155 3H157V2H155ZM165 3V1H164V3L162 2L161 4H156L155 5V7L157 6L158 8V10H160V12L162 13L163 11H165L166 10V14H165V12H163V15L165 14V15H170V17H173V16H171L172 14H170L169 13V11H167V9L169 8V6L167 5ZM168 3V4H169ZM136 4V3H135ZM149 4H152V3H149ZM173 5H174V3H172ZM175 8H177L179 11H182V12H187V11H192L193 12V10H194V8L196 7V1L195 0H178V2L176 3L175 2ZM24 0H10V2H9V5L5 8V12L7 13V15H9V16H11L12 14H13V12H15V11H20L21 10V8H23L24 7ZM123 6L124 7V9H125V7L126 6ZM171 5V4H170ZM132 6V5H131ZM135 6V5H134ZM133 6V8L135 9V7ZM138 6H136L137 8H138ZM61 7H62V2L59 4V6H58V8L59 9H57V12L61 9ZM155 7H153V8H155ZM136 8V9H137ZM145 8V7H144ZM171 8V7H170ZM119 9H121V8H119ZM118 9V10H119ZM134 9H132L131 10V8H130V10L131 11H133ZM157 9H156V11H157ZM107 11V10H109L110 11V13L111 14H109V15H105V12H104V14H102L103 12H100V11ZM139 10V9H138ZM143 10V9H142ZM153 11L155 10V9H152ZM173 10V9H172ZM197 10V9H196ZM195 10V11H196ZM97 11H98V14L96 15V13H97ZM108 11V12H109ZM121 11V10H120ZM147 11V10H146ZM150 10L148 9V11L147 12H149ZM153 11L152 12H149L148 13V16L147 17H150V14L151 13H153ZM156 11H154L155 13H157ZM174 11H176L175 9H174ZM94 12H96L95 14H94ZM108 12H106L107 14H108ZM143 12H144V10L143 11H139V13L138 14H140V19H142L141 18V16L143 15ZM160 12H158V13H160ZM168 12V13H167ZM170 12H171V10H170ZM173 12V11H172ZM178 12V11H177ZM192 12H191V16L190 17H192V19H193V16H192ZM93 13V14H92ZM133 13V12H132ZM135 13V12H134ZM142 13V14H141ZM157 13V14H158ZM160 13V14H161ZM176 13V12H175ZM195 13V12H194ZM144 14H146V13H144ZM157 14L155 15L156 17H157ZM186 14V13H185ZM152 15L154 16V13L153 14H151V18H148V19H153L154 17H152ZM159 15V14H158ZM162 14H161V16H163ZM179 15H180V13H179ZM189 15V14H188ZM135 16V15H134ZM144 16V15H143ZM160 16V15H159ZM176 16V15H175ZM196 16V15H195ZM55 21H54V25L56 26L57 25V19H59L60 17H61V14L59 13V14H56L55 15ZM137 17H139V15L137 16ZM156 17L154 18V21L156 20ZM167 17H169V16H167ZM177 17V16H176ZM183 17H186V15L185 16H183ZM160 17H158L157 18V20L159 19ZM164 18L168 21L170 18H166V16H164ZM165 19H163L164 21H165ZM195 19V18H194ZM128 20H129V22H130V24H129V22H128ZM146 20V19H145ZM156 20V21H157ZM171 20H173V19H171ZM169 21V22H171V24L172 25H174V24H177V22L175 23V22H172V21ZM136 21H138L137 19H136ZM147 21V20H146ZM152 21V20H150V24L151 25H155V24H158L159 23V21ZM161 21H162V18H161ZM160 21V22H161ZM185 21H187V18H186V20H184L183 19V23L181 24V26L182 25H184V22ZM188 21H189V18H188ZM195 21V22H194ZM193 22H194V24H195V26L193 27V29L195 30V32L197 33H195V36L196 37H198L197 35H198V31L196 30V25H198V23L196 24V22H197V18L194 20ZM128 22V23H127ZM154 24H153V23ZM169 22H167V24L169 23ZM190 22H191V20H190ZM190 22H188V24L190 23ZM193 22L192 23H190L189 24V26H192V24H193ZM135 23V22H134ZM162 23V22H161ZM164 23H166V22H164ZM179 23V22H178ZM129 24V25H128ZM140 24V23H139ZM163 24V23H162ZM187 24V22H185V25ZM188 24H187V26H188ZM86 25H87V27H86ZM165 25V24H164ZM163 25V26H164ZM169 25V24H168ZM179 25V24H178ZM146 26V25H145ZM167 26V25H166ZM166 26H164L163 27V29L161 30V28H162V26H161V24H159V26H158V28H160V29H158L156 26V29H155V27H154V29H152V30H154V32H155V30L158 32V30L159 31H162L163 32V30H165V27ZM171 26V25H170ZM180 26V27H181ZM187 26H185L186 28H187ZM141 27V26H140ZM143 27V26H142ZM152 27V26H151ZM20 28H21V23L19 22V21H15V20H8L6 23H5V32H6V34L7 35H12V34H14V32H15V30L18 32L19 30H20ZM136 28V27H135ZM167 28H169V27H167ZM171 28V30L172 29H176V27L174 28H172V27H170ZM169 28V29H170ZM177 28H179L178 26H177ZM184 28V27H183ZM189 28V27H188ZM141 29V28H140ZM142 29H145L144 27L142 28ZM138 30L137 32H138V34H137V36H139V37H143V34L145 33H143L142 31L143 30ZM148 29V28H147ZM146 29V30H147ZM158 29V30H157ZM181 29V28H180ZM192 29V30H193ZM170 30V31H171ZM176 30H178V29H176ZM190 29H188V30H184L185 32L187 31V33L189 34L190 32H188ZM194 30L192 31V32H194ZM130 31H132V35H131V32ZM149 31V30H148ZM167 31H169L168 29H167ZM165 32H166V30H165ZM173 32V31H172ZM179 32H183V31H181V30H179ZM147 33V32H146ZM151 33V31H149L148 32V34L149 35H151L150 34ZM158 33H161V32H158ZM164 33V32H163ZM176 33H178V31L176 32ZM90 34H92V37L90 36ZM147 34V35H148ZM153 34V33H152ZM170 34V33H169ZM175 34V33H174ZM183 33H181V35H182ZM141 35V36H140ZM149 35H148V37H147V42H148V38H149ZM158 35H160V34H158ZM162 35V34H161ZM166 35H167V32H166ZM187 37H188V35L187 34H185ZM185 35L184 36H182V37H185ZM154 36V35H153ZM109 37H111V41L112 42H109V43H107V44H105V40L107 39V38H109ZM138 38V46H139V44H141L142 45V43H143V41H145V39H143V38ZM151 37V36H150ZM155 37V36H154ZM164 37V36H163ZM173 37H174V35L171 37L172 39H173ZM190 37V36H189ZM192 38H194V35H192L191 36ZM190 37V38H191ZM196 37H195V39H196ZM175 38V37H174ZM110 39V38H109ZM143 39V40H142ZM156 39V38H155ZM170 39V38H169ZM180 39V38H179ZM194 39V40H195ZM139 40H140V43H139ZM149 40H153L152 38L151 39H149ZM159 40L161 41V39L159 38ZM168 40V39H167ZM175 40V39H174ZM186 40V39H185ZM191 40V39H190ZM196 40H198V39H196ZM107 41V40H106ZM110 41V40H109ZM116 41V40H115ZM156 41V40H155ZM154 41V42H155ZM172 41V40H171ZM183 42H184V40H182ZM186 41H188L189 42V40L187 39ZM146 42V41H145ZM144 42V43H145ZM146 42V43H147ZM157 42H158V40H157ZM176 42V41H175ZM175 42H174V44H175ZM181 42V41H180ZM179 42V43H180ZM192 42V41H191ZM197 42V41H196ZM199 42V41H198ZM97 43V42H96ZM120 43V42H119ZM135 43H137L136 41H134V43L133 44H135ZM143 43V44H144ZM161 43V42H160ZM163 43V42H162ZM171 43V42H170ZM169 43V44H170ZM178 43V42H177ZM152 44V43H151ZM166 44V43H165ZM168 44V45H169ZM172 44V43H171ZM183 44V43H182ZM185 44V43H184ZM190 44V43H189ZM137 45V44H136ZM139 46L140 48H142V46ZM147 45V44H146ZM150 45V44H149ZM161 45V44H160ZM173 45V44H172ZM171 45V46H172ZM193 45V44H192ZM135 46V45H134ZM134 46H133V48L132 49H134ZM137 46V47H138ZM163 46V45H162ZM170 46V45H169ZM177 46V45H176ZM182 46V45H181ZM180 46V48H181V50L183 51V49H185V48H183L182 49V47ZM189 46V45H188ZM188 46H185V47H187L188 48ZM199 46V45H198ZM137 48V51H140L141 49L140 48ZM148 47V46H147ZM174 47H175V45H174ZM135 48H136V46H135ZM164 48H165V46H164ZM170 48V47H169ZM179 48V49H180ZM191 48H193L192 46H191ZM104 49L106 50V53L104 52ZM140 49V50H139ZM143 49H145V48H143ZM147 49V48H146ZM173 50H174V48H172ZM190 49V48H189ZM195 49V48H194ZM136 50V49H135ZM149 50H152V49H150L149 48ZM171 50V49H170ZM188 50V49H187ZM192 50V49H191ZM168 51V50H167ZM186 51V50H185ZM190 51V50H189ZM188 51V52H189ZM198 51V50H197ZM197 51H196V53H197ZM100 52V51H99ZM123 52H124V49H123ZM126 52H127V50H126ZM160 52V51H159ZM184 52V51H183ZM182 52V53H183ZM191 52V51H190ZM194 52V51H193ZM125 53V52H124ZM123 53V54H124ZM146 53V52H145ZM145 53L143 52V54H139L138 56H139V60L141 61V59L144 61V60H148V61H151V60H153L152 59V57H150V56H152V55H149L148 53V55H149V57H148V59H147V56L145 55ZM186 53V52H185ZM195 53V52H194ZM195 53V54H196ZM201 53V52H200ZM199 53V54H200ZM194 54V55H195ZM140 55H142L143 57L140 59ZM177 55V54H176ZM181 56H183L182 54H180ZM188 55V54H187ZM187 55H185V57L187 56ZM180 56V57H181ZM163 57V56H162ZM169 57V56H168ZM184 57V58H185ZM196 57V56H195ZM201 57V56H200ZM106 58H107V60H106ZM151 60H150V59ZM159 58H161V57H159ZM202 58H203V56H202ZM137 59V58H136ZM158 59V58H157ZM180 59V58H179ZM138 60V61H139ZM182 60V59H181ZM199 60V59H198ZM131 61V60H130ZM132 61H134V60H132ZM131 61V62H132ZM170 61H171V59H170ZM183 61H185V60H183ZM126 62H125V64H126ZM147 62V61H146ZM154 62V61H153ZM160 62H161V60H160ZM173 62V61H172ZM104 63V62H103ZM149 63V62H148ZM159 63V62H158ZM165 63V62H164ZM196 64V63H195ZM207 64V63H206ZM206 64H204V65H206ZM156 65V64H155ZM188 65V64H187ZM146 66V65H145ZM153 66V65H152ZM195 66V65H194ZM170 67V66H169ZM183 67V66H182ZM129 68V67H128ZM127 68V69H128ZM134 68V67H133ZM246 68V67H245ZM124 69V70H123ZM126 69V70H127ZM132 69V68H131ZM192 69H194V68H192ZM255 69V68H254ZM187 70V69H186ZM198 70V69H197ZM202 70V69H201ZM238 69H235V70H231V72L229 73V71H228V75L225 77L226 78V84L227 83H230V84H232L233 85V83L234 82H236V81H240V83H241V81H242V83H243V81H246V79L249 77H251V76H254L255 75V70H250V69H248V70H244V69H242V71H237ZM129 71H130V69H129ZM132 71V70H131ZM170 71V70H169ZM174 71V70H173ZM191 71V70H190ZM204 71H206V70H204ZM263 71V70H262ZM163 72V71H162ZM188 72V71H187ZM197 72V71H196ZM259 72V71H258ZM258 72H257V74H258ZM159 73V72H158ZM198 73H199V71H198ZM160 74V73H159ZM163 74V73H162ZM183 74V73H182ZM192 74V73H191ZM202 74V73H201ZM201 74H199V76H201ZM132 75L133 74H131V76H129V77H132ZM186 75V74H185ZM187 75H189V74H187ZM205 75H208V73H206ZM214 75V74H213ZM97 76V77H96ZM139 76H140V74H139ZM156 76V75H155ZM256 76V75H255ZM135 77V76H134ZM133 77V78H134ZM184 77V76H183ZM189 77V76H188ZM192 77V76H191ZM190 77V78H191ZM213 77V76H212ZM215 77V76H214ZM219 77V76H218ZM221 77V76H220ZM156 78V77H155ZM180 78H182V77H180ZM186 78V77H185ZM184 78V79H185ZM217 78V77H216ZM149 79V78H148ZM153 79V78H152ZM172 79V78H171ZM198 79H202V80H200L199 81V83H201V81H203L204 82V77L203 76H201L200 78H197V80ZM219 79H222V78H219ZM89 80H92V85H91V83L89 82ZM146 80V79H145ZM191 80V79H190ZM189 80V81H190ZM213 80V79H212ZM217 80V79H216ZM216 80H214V81H216ZM152 81V80H151ZM162 81H163V79H162ZM172 81V80H171ZM214 81H212L213 82V85H211V86H214V84H215V82ZM221 81V80H220ZM224 81V80H223ZM223 81H221L222 83H223ZM248 81V80H247ZM252 81H253V79H252ZM148 81L146 80V83H147ZM184 82V81H183ZM203 82L201 83L202 85H203ZM217 82H219L218 80H217ZM238 82H237V84H238ZM249 82H251V81H249ZM264 82V81H263ZM144 83H145V81H144ZM152 83H153V81H152ZM174 83H175V81H174ZM194 82L192 81V84H193ZM196 83H198V82H196ZM196 83H194L193 85H195V87L194 88H196V85H197V89H198V84H196ZM205 83H206V79H205ZM204 83V84H205ZM260 83V82H259ZM200 84V85H201ZM249 84V83H248ZM251 84V83H250ZM160 85V84H159ZM176 85V84H175ZM207 85H209V83L207 84ZM206 84H205V86H207ZM216 85H219V84H217L216 83ZM215 85V86H216ZM231 85V86H232ZM236 85V84H235ZM245 85V84H244ZM252 85V84H251ZM140 86V85H139ZM138 86V87H139ZM143 86V85H142ZM214 86V87H215ZM219 86H223L222 84L221 85H219ZM226 86V85H225ZM227 86L229 87V84H227ZM250 86V85H249ZM248 86V87H249ZM254 86V85H253ZM151 87V86H150ZM156 87H157V85H156ZM159 87H161V86H158V88ZM191 87V86H190ZM200 87V86H199ZM203 87V86H202ZM202 87H200L201 88V90H202ZM209 87V86H208ZM235 87V86H234ZM246 87V86H245ZM255 87H257V86H255ZM200 88L198 89V90H200ZM204 88V87H203ZM210 88V87H209ZM209 88H206V89H208V91H209ZM213 88V87H212ZM231 89H233L234 90V88H232V87H230ZM250 88V87H249ZM260 88L262 89V90H260L259 89V87L257 88V89H259V93H260V91H264V87H262L261 86V84H260ZM109 89V90H110ZM114 89V88H113ZM153 89V88H152ZM196 89V90H197ZM215 89V88H214ZM216 89H218L217 88V86H216ZM229 89V88H228ZM251 89H253V88H251ZM251 89L249 90V92L251 91ZM256 88H254V90H255ZM256 89V90H257ZM158 90V89H157ZM192 90V89H191ZM200 90V91H201ZM205 90V89H204ZM247 90V89H246ZM245 90V91H246ZM247 90V91H248ZM92 91V92H91ZM193 91H194V89H193ZM231 91V90H230ZM241 91V90H240ZM258 91V90H257ZM55 92L56 91H53L52 89H50V95H54V97H55ZM180 92V91H179ZM203 92V91H202ZM201 92V93H202ZM206 92V91H205ZM244 92V91H243ZM252 92V91H251ZM251 92H250V94H248L247 92V94L248 95H250V97H247V98H250V100H248V101H246V99L247 98H245V100H243V103L241 104V106L246 110V113L247 112H251L252 114H254L255 115V117H256V120H257V125H258V129H257V131H258V133H259V136H258V138L256 139V128H255V123H254V119L252 118V117H250V116H248V117H250V119H251V125H250V127L247 129V131L244 133V135H242V134H239L238 133V131H237V126H236V124H237V120L239 119V118H241V117H245V116H241V117H238L237 118V120L235 121V134H236V137H237V139L239 140V141H246V143L244 144V143H241V144H244L245 145V147L247 148V150L251 153L250 154V156H251V158H249L248 157V154L247 155H245V156H243V155H240V157H242V163H241V165L240 166H234L233 164H232V159L235 157V155H237V154H235L232 158H230V166H231V169H235V171L234 170H232V171H234V173L237 171L236 169H239V168H241V166L243 165V161L247 158L249 161H252V163L250 164V166L248 165H246L247 166V168H246V175H244L243 174V176L244 177H237V176H235V175H233V174H231L232 175V178L230 177V174H229V177H227V171L225 172V171H223V169L224 168H226V166H224V168L222 167V164H223V162H225L226 160L225 159H227L228 157V155L226 156L225 155V157H224V154H228V153H230L229 152V150H228V153H227V151H226V153L224 152V154H223V148H217L216 146H214V144H213V141H211L210 139H209V135L207 136L208 138H206V139H208L209 140V142H207L206 141V139H203V137L202 138H200L199 137V142H200V145H199V147L198 148H195V149H193V147H192V149H189V150H187V151H185V150H183L182 149V151H185L184 153H182V154H184V155H182L181 154V150H179V152H175V154L174 153H169V155H170V157L172 156V159H170V158H168V153L166 154V158H168V159H170V161H171V163H172V166H174V164H173V159L175 160V159H177L176 161H175V163H179V164H182L181 166L180 165H177L178 166V169H176V172H177V170H179L180 168H179V166L180 167H182L180 170L181 171H179L178 173L179 174H182V173H180V172H184V173H186V175L188 176H186L185 174H183L182 175V177H181V185L182 184H184L185 182H187V180L185 181V182H183L182 181V179L184 178L183 176L185 175L186 177H187V179L189 178V177H195L196 178V180H195V182H193V185H195V187L192 185V186H189V185H186V183L184 184V185H186V186H188V187H185V186H181V187H185V190L182 188V194H185L186 192H188V194H190V195H193V194H195V195H197V197H195V198H192V196H191V198H192V200L194 199V201L196 200V202L199 204L200 202V205H194V207L193 206H190V205H192V203H193V201L191 202L190 201V199L188 200V198L190 197V196H187L188 194L186 193V196L185 195H181V193L179 192V191H175L174 192V190H171V189H169L170 191H172L173 193H180L179 194V198H180V195H181V197L183 198V197H185L186 198V200L185 199H182V198H180V201L181 200H183V202H187V200L189 201V202H191V203H189V202H187V203H183V204H186L188 207H185L182 203V207H180V205H178L177 204V202L179 201L178 199H176L177 201H176V203H175V205L176 206H174L173 204H172V206H171V203H173V201H175V198H177V196H178V194H177V196L175 197V196H173V195H175V194H169V191H168V189L166 190L168 193H166V194H168V195H172L173 196V199L172 198H168V197H170V196H166L165 195V197H167V199H170V200H172V202L171 201H169V200H165L166 201V203H167V201H168V203H167V205H169L170 204V207L168 208L169 210H168V212L169 213H167L166 212V214H168V216H170L169 214L173 211V209L172 208H174L175 207V209L174 210H177V211H179L180 209H182V211L180 212L181 214H179V212H178V214H177V211H176V213L174 212V214H177V217H179V218H181V219H184V217L185 218H187L188 219V216H189V212H190V214H194V218H192V219H197V217L198 218H200L201 217V215L203 214V212H201L200 211V213H201V215H200V213H199V215H197L196 213H195V211H198L199 212V210H203V208H202V206H203V204H204V202L202 203V198H203V196L200 194L201 192H200V190L202 191V189L201 188H203L204 186H205V184H206V187H207V189H208V194L209 193H215V191L218 193V192H221L222 193V189H224V188H222V186H224V187H226V186H228L227 184L229 183V185L231 186H229L228 188H231V189H233V190H230V191H233L232 192V194L234 195V192H238L239 194H238V197L240 196V201H241V199L242 200H244V202H242V203H246V205H245V207L247 206L248 207V209L249 208H252V207H254L255 209H254V211L253 212H251L252 211V209H251V211L249 210V212L247 213L246 212V214H245V212H244V216H243V212L242 213H240V215L242 216V219H243V217H244V220H242V221H244V223H243V226H241V225H239L242 221H240V219H241V217H240V219L237 217L238 216V212H236V217H237V221L235 222V224H232V226H231V234H232V236H234V235H237V236H235L236 237V239L238 238H240L239 240H235L236 242H238L237 243V245L239 244V242L241 241V243L240 244H242L243 243V241H244V243L245 242H247V246L249 245V254L248 255H250L251 254V258H252V260H253V262H250L249 264H254L255 262H254V252H257L256 250H258V249H262V248H260L261 247V243L263 244L264 243V195H263V193H264V145H263V140H264V97H263V95H262V97H259V96H257L258 95V92H256L255 94L253 93V94H251ZM170 93V92H169ZM197 93H198V91H197ZM196 93V94H197ZM211 93V92H210ZM215 93H216V97H218V95H217V91L215 90ZM263 92H261V94H262ZM136 94V95H135ZM159 94V93H158ZM162 94V93H161ZM203 94V93H202ZM233 94V93H232ZM244 94V93H243ZM261 94H259L260 96H261ZM264 94V93H263ZM90 95H92L91 97H90ZM155 95V94H154ZM199 96H200V94H198ZM235 95H239V93L238 94H235ZM142 96V97H141ZM140 96V99L142 98V100H144V103H146L147 101H148V99H147V101L145 102V99H146V96H144V95H141ZM162 96V95H161ZM161 96H160V98H161ZM167 96V95H166ZM232 96V95H231ZM240 96V95H239ZM89 97L92 99V101H91V99H89ZM133 97V98H132ZM143 97H145V98H143ZM163 97V96H162ZM192 97H193V95H192ZM201 98H202V95L200 96ZM221 97V96H220ZM234 97H237V96H234ZM233 97V98H234ZM245 97V96H244ZM126 100H125V99ZM167 98V97H166ZM190 98V97H189ZM199 98V97H198ZM201 98H200V100H201ZM232 98V97H231ZM232 98V99H233ZM238 98V97H237ZM241 98V97H240ZM88 99H89V101H91V102H89L88 101ZM123 99V100H122ZM130 99V100H131ZM138 99H139V96H138ZM155 99H158V98H155ZM194 99H196L195 97H194ZM125 100V101H124ZM160 100V99H159ZM191 100V99H190ZM231 100V99H230ZM235 100V99H234ZM89 102V105L87 106V104H85V102ZM135 102L137 101V97H136V99L134 100ZM153 101H155V100H153ZM236 101V100H235ZM242 101V100H241ZM121 103L122 104V109L125 107V105H123L124 103ZM131 102V101H130ZM140 103H141V101H139ZM195 102V101H194ZM216 102V101H215ZM214 102V103H215ZM127 103H129V102H127ZM136 103H138V102H136ZM84 104L87 106H85L86 108L85 109H81L83 106H84ZM203 104V103H202ZM205 104V103H204ZM219 104V103H218ZM236 104V103H235ZM129 105V104H128ZM145 105V104H144ZM232 104L231 103H229V107L231 106ZM78 107V109H76L77 107ZM199 106V105H198ZM219 107H220V105H218ZM234 106V105H233ZM232 106V107H233ZM76 107V108H75ZM222 108L224 107V106H221ZM232 107H230V108H232ZM174 108V107H173ZM202 108V107H201ZM204 108V107H203ZM218 108V107H217ZM226 108V107H225ZM200 109V108H199ZM219 109V108H218ZM131 112H132V110H131ZM141 113V115L143 116V112L144 111H142V110H140V109H138V108H136L135 110H133V112L132 113ZM165 112H167V110L165 111ZM219 112H221L222 113V111H220L219 110ZM245 112V111H244ZM126 113V112H125ZM130 113V112H129ZM132 113H130V114H132ZM121 114V113H120ZM144 114H145V112H144ZM208 115V114H207ZM224 115V114H223ZM196 117V116H195ZM209 117V116H208ZM201 118V117H200ZM224 117H222L221 118V120L223 119ZM188 119V118H187ZM195 118H192V120H194ZM198 119V118H197ZM191 120V121H192ZM198 120H200V119H198ZM196 121V120H195ZM180 122V121H179ZM201 123L202 122H204V121H200ZM224 122V121H223ZM223 122H221V123H223ZM187 123V122H186ZM200 123V124H201ZM145 124H146V120H144V123L143 122H141L140 123V127L138 128V130H137V134H135V138L134 139H132V140H123V141H121V140H117V139H112V138H110V137H108V136H106V137H101V136H99V135H97V134H95V133H90V134H87L86 136H83V137H81V136H78V135H76L72 130H69V127L70 126H68V124L67 123H64V122H61L60 123V127L66 132V134H65V141H66V143L68 144V146L69 147H71V148H73L74 149V151L76 152V154L78 155V157H79V159L82 161V163H84L85 165H87L89 168H91V170L93 171V173L95 174V176L97 177V179L99 180V183H100V185H101V187L103 188V190H104V192H105V194H106V198H107V200L105 201V206H106V208L110 211V213L112 214V216L114 217V219L116 220V222L113 224V226H112V228L110 227L109 228V232L106 234V236H105V238L103 239V242H101V248L102 249H105V250H107V251H109V252H115V251H117V252H120V254H121V256H122V258L124 259V260H127L129 263H130V261H129V258L131 257V255L132 256H134L133 254H131L130 256H129V253L131 252V250H130V248H129V246H128V241L130 240V239H132L131 237H130V239L127 237V235H130L131 236V231H130V228L131 227H133V228H135V227H137V224L136 223H133L132 222V225L131 224H129V225H131V227L129 228L128 227V229L126 228V223H125V225H124V223H123V221H121L119 218H121L122 219V215H121V217H118V214L120 213L121 214V212L120 211H123L124 210V212H127V208L126 207H129V206H131V204L133 205L134 203V205L136 206V205H138L139 203V205L140 206H142L144 203L143 202H141V200H139V199H143V197L144 196H142V198H141V195H144V194H142L143 193V186L141 185L142 183V181L140 180V177H139V179L138 178H134V180H135V182L132 180V179H129V180H131V181H126V179H124L125 181H126V183L127 182H133L132 184L131 183H127V184H124V182L125 181H123V180H117V182H120V184H121V182H123L122 184H123V186H120V188L121 187H123V188H121V190L119 191V186H118V183L116 184L115 182H113V180H114V177L112 176V174L110 175L109 174V177H110V179H112V182H111V180L107 183V186H106V183H104L103 182V180H102V178L103 177H101V175H100V173H101V171L99 172V170H100V168H101V164L99 163V154L100 153H104V152H116V154H119V152L121 151L122 153H120L121 155L124 153L125 154V157H126V155H128V154H126V153H130L131 151V148L130 147H128L127 146V148L126 149H129V150H125V149H122V148H125V147H122L123 145H127V144H131V143H133V144H135V146L137 145H140L141 143H143L142 141H141V139L139 140V139H137V136H139V134H140V132L142 131V129H143V127H145ZM188 124V123H187ZM218 124H220V123H218ZM224 124H226L225 122H224ZM191 125V124H190ZM198 125H199V121H198ZM202 126V125H201ZM222 126H223V124H222ZM186 128L188 127V126H185ZM192 127V126H191ZM195 127H199V126H196L195 125ZM204 127V126H203ZM206 127V126H205ZM204 127V128H205ZM226 127V128H225ZM225 129H224V131H226L228 134H233V132H234V128H233V126H232V123L231 122H228L226 125H225ZM179 128V127H178ZM203 128V129H204ZM182 129V128H181ZM195 129V128H194ZM197 129V128H196ZM202 129V130H203ZM220 129V128H219ZM255 129V130H254ZM221 130V129H220ZM183 131V130H182ZM181 131V132H182ZM186 131V130H185ZM200 131V130H199ZM223 131V132H224ZM254 131H255V133H254ZM200 132H202V131H200ZM222 132V133H223ZM188 133V132H187ZM225 133V132H224ZM182 134V133H181ZM184 134V133H183ZM186 134V133H185ZM213 133H211V135H212ZM94 136V137H96V139L95 138H92V137ZM183 136V135H182ZM186 136V135H185ZM198 136V135H197ZM206 136H204V137H206ZM213 136V135H212ZM219 136H220V134H219ZM226 136V135H225ZM140 137V136H139ZM138 137V138H139ZM145 137V136H144ZM222 137V136H221ZM85 139V140H82V139ZM181 138V137H180ZM184 138V137H183ZM183 138H182V140H183ZM212 138V137H211ZM176 139V138H175ZM137 140V141H136ZM167 140V139H166ZM253 140V141H252ZM255 140V141H254ZM134 141H136L135 143H134ZM139 141H141V143L140 144H138L137 142H139ZM183 141H185V140H183ZM197 141V140H196ZM249 141L251 142V143H249ZM179 142V141H178ZM181 143H182V141H181ZM184 144V143H183ZM197 144V143H196ZM199 144V143H198ZM197 144V145H198ZM236 144H237V142L236 141H233L232 140V142H229V143H227V146H229V147H231V148H233V151H232V153L234 152V148H235V146H236ZM240 144V143H239ZM118 145H121V147L118 149ZM145 145V144H144ZM144 145H142L143 147H144ZM196 145V146H197ZM117 146V147H116ZM131 146V145H130ZM136 146V147H137ZM162 146V145H161ZM190 146V145H189ZM191 146H193V144H191ZM201 146V147H200ZM114 147H116V148H114ZM136 147H135V149H136ZM138 147H141V145L140 146H138ZM143 147H141V148H143ZM237 147V146H236ZM244 147V146H243ZM180 148V147H179ZM120 149H122V150H120ZM133 149L134 148H132V151H133ZM140 149V148H139ZM143 149H145V148H143ZM166 149V148H165ZM136 150H138V148L136 149ZM241 150V149H240ZM243 150H244V148H243ZM126 151H129V152H125ZM171 151V150H170ZM238 151V150H237ZM118 152V153H117ZM135 152V151H134ZM143 152V151H142ZM164 152V151H163ZM204 152H209V156H205L204 155ZM132 153V152H131ZM162 153V152H161ZM166 153V152H165ZM164 153V154H165ZM232 153H230L229 154V157H230V155L232 154ZM111 154V153H110ZM119 154V155H120ZM133 154H135V156H136V154H140V155H137V157L138 156H141L142 155V153L140 152V150L139 151H137V153L135 152V153H133ZM132 154V155H133ZM160 154V153H159ZM177 154H181V156H176L175 158H174V155H177ZM115 155V154H114ZM118 155V156H119ZM120 155V156H121ZM117 156V157H118ZM124 156V155H123ZM130 156H131V154H130ZM134 156V155H133ZM137 157H135L136 159H137ZM155 157V156H154ZM161 157V156H160ZM180 157V158H179ZM203 157H206L205 159L203 158ZM121 158V157H120ZM139 158H141V157H139ZM163 158H164V156H163ZM165 159V158H164ZM247 159H246V161H247ZM143 160H145V159H143ZM163 160V159H162ZM161 160V161H162ZM167 160V159H166ZM170 161H166L167 162V165H165L166 163H164L163 162V167H170L171 165H169L168 166V163H170ZM228 161V160H227ZM107 162V161H106ZM136 162H137V160H136ZM132 163V162H131ZM148 163V162H147ZM170 163V164H171ZM185 163H188V165L187 164H185ZM190 163V164H189ZM205 164V165H203V164ZM226 163V162H225ZM123 164V163H122ZM132 164H134V162L132 163ZM227 164V163H226ZM102 165H104L103 163H102ZM130 165V164H129ZM93 166V167H92ZM105 166V165H104ZM104 166H102V168H104ZM111 167H112V165H110ZM123 166V165H122ZM131 166V165H130ZM136 166V165H135ZM134 166V167H135ZM176 166V167H177ZM107 167L109 168V166L107 165ZM167 167L166 168H162V170L163 169H165V171H166V169H167ZM102 168H101V170H102ZM106 168V167H105ZM119 168V167H118ZM138 168V167H137ZM150 168V167H149ZM160 168H161V166H160ZM159 168V170L161 171V169ZM173 169L175 168V167H172ZM172 168L170 167V170H171V172H175V170L173 171L172 170ZM205 168H207L206 170L207 171H209V173H211V175H213L212 176V180H211V178H209V180H210V182L211 183H209V184H211L210 186H211V191L209 190V188L208 187H210L209 185H208V183L207 182H209V181H207V176H205V174H204V176H205V178H206V182H204L205 184H203L204 186L203 187H200L201 186V184H202V173L204 172V169ZM97 169V170H96ZM99 169V170H98ZM124 169V168H123ZM245 169V168H244ZM119 170V169H118ZM170 170H169V172H170ZM205 170V172H207ZM226 170V169H225ZM227 170H229L228 168H227ZM99 172V173H97V172ZM112 171V169L110 170V172ZM141 171V170H140ZM108 172V171H107ZM121 172V171H120ZM123 172V171H122ZM163 172V173H162ZM243 172H244V170H243ZM244 172V173H245ZM127 173H128V171H127ZM132 173V172H131ZM160 173H162V174H164V170L163 171H161ZM178 173H173L172 174V178H174L175 176H178L179 174ZM209 173H207V174H209ZM230 173V172H229ZM231 173H233V172H231ZM103 174V173H102ZM148 174V173H147ZM156 174V173H155ZM162 174H160V175H162ZM177 174V175H176ZM206 174V175H207ZM106 175V174H105ZM117 175V174H116ZM165 175H169V177H171L170 176V173L168 174V171H166L165 172ZM174 175V176H173ZM104 176V175H103ZM112 176V177H111ZM137 177L139 176V175H136ZM105 177V176H104ZM109 177H106V178H109ZM120 177V176H119ZM122 177V176H121ZM131 177V176H130ZM134 177V176H133ZM150 177V176H149ZM166 177V176H165ZM165 177H164V179H165ZM179 177H180V175H179ZM106 178H104L105 180H106ZM115 178H118L117 176L115 177ZM126 178V177H125ZM147 178V177H146ZM178 178V177H177ZM195 178H192V180L193 179H195ZM123 179V178H122ZM163 179V180H164ZM191 179V178H190ZM232 179V180H231ZM141 181L140 183V185H139V183H138V181ZM175 180H176V178H175ZM205 180V179H204ZM222 180H224L223 182H222ZM147 181V180H146ZM165 181V180H164ZM173 181H174V179L171 181L172 183H173ZM191 181V180H190ZM194 181V180H193ZM2 182V181H1ZM179 182V183H180ZM183 182V183H182ZM189 182V181H188ZM187 182V183H188ZM220 182V183H219ZM228 182V183H227ZM112 183V185L111 186H114L115 188L114 189H116V187L117 188H119V189H117V193H115V194H117V196L120 194L121 196V199H122V197L125 199V202L126 203H128V202H130V203H128V204H130V205H126V204H123V202H124V199H123V202H122V204L124 205V206H122L121 208H123L122 210H120V206L121 205H119V203H121V202H119V203H117L118 201H117V199H116V203H117V205H116V203H115V201H114V199L115 198H111V196H113V195H111L110 193H111V190L109 189L111 186H110V184ZM113 183H114V185H113ZM168 183V182H167ZM175 183V182H174ZM177 183V182H176ZM223 183V184H222ZM224 183H227L226 184V186H225V184ZM108 184H109V186H108ZM144 184V183H143ZM166 184V183H165ZM170 184V183H169ZM190 184V183H189ZM126 185V186H125ZM178 184H176L175 186H177ZM208 185V186H207ZM165 186H167V185H165ZM168 186H170V185H168ZM179 186V187H180ZM109 187V188H108ZM178 187V188H179ZM190 187H194V190H195V192H194V190L192 189V188H190ZM113 187H111V189H112ZM173 188H174V186H173ZM177 188V187H176ZM188 188V190L190 189V190H193L192 192H190L189 193V191L188 190H186ZM108 189L110 190V193H109V191H108ZM146 189V188H145ZM175 189V188H174ZM113 190V189H112ZM149 190V189H148ZM217 190H219V191H217ZM114 191V190H113ZM184 191H186L185 193H183ZM205 191H207V190H205ZM204 191V189H203V192H205ZM224 191H226L225 189H224ZM115 192V191H114ZM194 192V193H193ZM226 192H229L228 190L226 191ZM226 192H223V193H226ZM147 193V192H146ZM193 193V194H192ZM217 193H216V195H217ZM230 193V192H229ZM1 194V193H0ZM114 194V195H115ZM140 194V195H139ZM207 194V193H206ZM220 194V193H219ZM227 194V196H228V193H226ZM232 194L230 195V196H232ZM111 195V196H110ZM147 195V194H146ZM195 195H193V197L195 196ZM201 195V196H200ZM214 195V194H213ZM216 195H214V196H216ZM199 196L200 197H202L201 199H199ZM219 196V195H218ZM235 196V195H234ZM234 196H232V200H229L228 202H230L229 204H227L228 202H227V200H226V198H225V200H226V205L228 206H230V207H234V209H233V211L235 210V209H237V207L239 208V206H237L236 204H234V200H235V197ZM115 197V196H114ZM140 197V198H139ZM175 197V198H174ZM206 197V196H205ZM207 197H209L210 198V195L209 196H207ZM207 197L205 198V199H207ZM220 197H221V195L219 196V198H217V196H216V199L218 200V199H220ZM119 198V197H118ZM208 198V199H209ZM213 197L211 196V198L209 199V203H210V205L211 206H209L210 207V209L208 210V209H206V210H208L206 213H205V215H206V221H208V223L210 224H219V221H221V222H223L222 221V219L219 217L220 216V212L223 214V212L222 211H224L223 210V208L225 207V206H223V204H222V200L220 199L219 201H217V200H214V198L212 199ZM234 198V199H233ZM120 199V200H121ZM164 199V198H163ZM208 199L207 200H204V201H207L206 203L207 204H209L208 203ZM229 199H230V197H229ZM138 201H139V203H138ZM143 201V200H142ZM199 201V202H198ZM236 201V200H235ZM164 202V201H163ZM171 202V203H170ZM182 202V201H181ZM136 203H138V204H136ZM165 203V204H166ZM239 203V202H238ZM146 204V203H145ZM194 204V203H193ZM224 204H225V201H224ZM126 205V206H125ZM164 205V204H163ZM166 205V206H167ZM242 205V204H241ZM133 207V206H131L132 208H134V210L136 211H134L133 209H131V207H130V209H129V212L130 211H134V213L132 212V213H128L127 212V215L129 214L130 216L132 215V214H135V213H137L138 214V212L137 211H139V210H136V209H140V208H138L137 206L136 207ZM174 206V207H173ZM184 206V207H183ZM205 206H207L206 204H205ZM204 206V207H205ZM176 207H178L179 208V210L176 208ZM194 208L193 210H195V208L196 207H198V208H196V210L194 211V213L192 212L191 213V211L190 210H192V209H190V208ZM201 207V208H200ZM230 207H229V209H230ZM117 208L120 210L119 211V213H118V211H117ZM127 210H126V209ZM155 208V207H154ZM186 208V209H185ZM187 208H188V210H187ZM208 208V207H207ZM243 209V211L245 210V208L244 207H242ZM150 209V208H149ZM185 209V210H184ZM198 209V210H197ZM241 209V208H240ZM126 210V211H125ZM141 210V209H140ZM170 210H172L171 212H170ZM188 212H187V211ZM231 210V209H230ZM238 210V209H237ZM227 211V210H226ZM225 211V212H226ZM241 211V210H240ZM248 211V210H247ZM235 213V212H234ZM233 213V214H234ZM119 214V215H120ZM125 214V213H124ZM123 214V215H124ZM151 214V213H150ZM173 213H171V216L169 217V218H171L172 219V216L174 215H172ZM186 214H188L187 216H185ZM221 214V215H222ZM126 215V214H125ZM162 215V214H161ZM160 215V216H161ZM178 215H181V216H178ZM197 217H196V216ZM219 215V216H218ZM124 217V216H123ZM144 217V216H143ZM167 217V216H166ZM191 217H193L192 215H191ZM222 217V216H221ZM229 217H231V219H230V221H228L227 219L229 218ZM236 217H235V219H236ZM130 218V217H129ZM146 218V217H145ZM144 218V219H145ZM148 218V217H147ZM155 218V217H154ZM162 218V217H161ZM165 218V217H164ZM168 218V217H167ZM189 218H190V216H189ZM219 218L221 219V220H219ZM132 219V218H131ZM155 219H157V218H155ZM187 219H185L186 221H187ZM195 219V220H196ZM201 219V218H200ZM232 219H233V216H227L226 217V221L225 222H227L228 224L230 223V222H232ZM125 220V219H124ZM135 220V219H134ZM133 220V221H134ZM139 220V219H138ZM150 220V219H149ZM154 220V219H153ZM172 220H174V219H172ZM171 220V221H172ZM157 220H155V222H156ZM179 221V220H178ZM181 221V220H180ZM183 221V220H182ZM185 221V222H186ZM130 222V221H129ZM128 222V223H129ZM136 222H137V220H136ZM145 222H146V219H145ZM184 222V221H183ZM184 222V223H185ZM191 222V221H190ZM198 222V221H197ZM201 222V221H200ZM224 222V223H225ZM5 223V222H4ZM178 223H180V222H178ZM182 223V222H181ZM187 223H189V221L187 222ZM196 223V222H195ZM204 223V222H203ZM207 223V224H208ZM234 223V222H233ZM151 223H150V221H149V225H150ZM162 224V223H161ZM166 224H167V222H166ZM174 224H175V221H174ZM174 224H173V226H174ZM177 224V223H176ZM186 224V223H185ZM200 224V223H199ZM212 224V225H213ZM140 225V224H139ZM138 225V226H139ZM145 225H147V224H145ZM153 225V224H152ZM154 225H155V223H154ZM153 225V226H154ZM158 226H159V224H157ZM170 225V224H169ZM190 225V224H189ZM202 225V224H201ZM225 225V224H224ZM263 226L262 227V230L259 228L258 229V227L259 226ZM180 226V225H179ZM210 226V225H209ZM218 226V225H217ZM216 226V227H217ZM151 227V226H150ZM162 227V226H161ZM183 227V226H182ZM230 227V226H229ZM149 228V227H148ZM156 228V227H155ZM172 228H174V227H172ZM190 228V227H189ZM192 228V227H191ZM197 228V227H196ZM127 229V230H126ZM141 229V228H140ZM145 229V228H144ZM159 229V228H158ZM167 229H170V228H167ZM203 229V228H202ZM205 229V228H204ZM211 228H209L208 230H210ZM217 229V228H216ZM229 229V228H228ZM105 231H106V229H104ZM143 230V229H142ZM142 230L140 231V230H138V232H141L142 233ZM148 230V229H147ZM166 230V229H165ZM192 230H195V228L194 229H192ZM199 230V229H198ZM145 231V230H144ZM156 231V230H155ZM189 231H191V230H189ZM214 234H215V232L213 231V230H211ZM211 231H210V233H211ZM215 231H217V230H215ZM129 232L131 233V234H129ZM133 232V231H132ZM137 232V231H136ZM175 232V231H174ZM201 232V231H200ZM225 232H228V231H225ZM230 232H228V233H230ZM151 234L153 233V232H150ZM160 233V232H159ZM163 233V232H162ZM166 233V232H165ZM207 233H209V232H207ZM220 237H222L223 239H221V241L222 240H224L225 238H227L226 236H230L231 237V235H224L223 233H224V231H223V229H222V224L219 226V228H218V232H216ZM139 234V233H138ZM137 234V235H138ZM148 234H149V232H148ZM150 235V234H149ZM157 235H159V234H157ZM167 235H169V233L167 234ZM175 235V234H174ZM177 235V234H176ZM204 235V234H203ZM208 235V234H207ZM206 235V236H207ZM211 235V237H214L215 239H216V237H215V235H212V233L210 234ZM135 236V235H134ZM152 238H153V236L152 235H150ZM162 236V235H161ZM173 236V235H172ZM182 236V235H181ZM199 236H201V235H199ZM240 236V237H239ZM164 237V236H163ZM166 237V236H165ZM183 237V236H182ZM193 237V236H192ZM203 237V236H202ZM229 237V238H230ZM234 237V238H235ZM170 238V237H169ZM171 238H173V237H171ZM229 238H227V239H229ZM141 239V238H140ZM148 239H150V237L148 238ZM147 239V240H148ZM164 239V238H163ZM166 239H168V238H166ZM200 239V238H199ZM207 239H209V237L207 238ZM231 239V238H230ZM229 239V240H230ZM152 240V239H151ZM160 240V239H159ZM210 240H211V238H210ZM232 240V239H231ZM246 240V241H245ZM255 240H257V241H259V243H257V242H255ZM143 241V240H142ZM201 241V240H200ZM212 241H213V239H212ZM211 241V242H212ZM216 241V240H215ZM217 241H218V239H217ZM224 241H226V239L224 240ZM224 241H222L221 243H223ZM136 242V241H135ZM163 242V241H162ZM171 242V241H170ZM198 242V241H197ZM219 242V241H218ZM227 242V241H226ZM226 242L225 243H223V245L224 244H226ZM131 243V242H130ZM230 243H232L231 241H230ZM208 244V243H207ZM214 244V243H213ZM227 244H229V243H227ZM226 244V245H227ZM239 244V245H240ZM132 244H130V246H131ZM147 245V244H146ZM149 245V244H148ZM222 245V244H221ZM220 245V247H224V246H221ZM231 244H229V246H230ZM235 245H236V243H235ZM236 245V246H237ZM238 245V246H239ZM228 246V247H229ZM231 246H233V245H231ZM237 246V247H238ZM241 247H244V244L243 245H240ZM240 246H239V248H240ZM152 247V246H151ZM153 249H154V246L152 247ZM156 248H159V247H156ZM166 248V247H165ZM225 248V247H224ZM233 248V247H232ZM232 248H230V250L232 249ZM245 248V247H244ZM146 249H148V250H150L151 251V249H150V247H147ZM152 249V250H153ZM222 249V248H221ZM147 250V251H148ZM155 250V249H154ZM153 250V251H154ZM183 250V249H182ZM233 250V249H232ZM236 250H240V249H237L236 248ZM248 250H246V251H248ZM170 251V250H169ZM228 251V250H227ZM238 251H237V255L239 254L238 253ZM241 251H242V249H241ZM191 252H192V250H191ZM232 252V251H231ZM259 252V251H258ZM264 252V251H263ZM0 253H1V258H2V263L4 264V260H6L5 259V257H4V254H2V252H1V250H0ZM132 253V252H131ZM155 253V252H154ZM163 253V252H162ZM233 253V252H232ZM222 254V253H221ZM221 254H219V255H221ZM228 254H230V252L228 253ZM241 254V253H240ZM245 254H247V253H245V251H242V257L240 258V259H242V261H240V259H239V261H237V259H236V262L235 263H237V264H244V260H245V258H247L246 256H245ZM224 255V254H223ZM261 255V254H260ZM264 255V254H263ZM176 256V255H175ZM185 256V255H184ZM241 256V255H240ZM198 257V256H197ZM205 257V256H204ZM230 257V256H229ZM233 257V256H232ZM134 258V257H133ZM143 258V257H142ZM150 259H148V261L147 260H143L142 261V263L141 264H155V258L154 257H152V256H150L149 257ZM219 258H221V257H219ZM218 258V259H219ZM225 259H226V257H224ZM237 258H238V256H237ZM250 258V257H249ZM196 259V258H195ZM198 259V258H197ZM196 259V260H197ZM217 259V260H218ZM139 260V259H138ZM161 260H163L162 258L160 259V257H159V261H161ZM227 260V259H226ZM231 260H233V258L231 259ZM231 260H229V261H231ZM219 261H220V259H219ZM223 261V260H222ZM221 261V262H222ZM247 261V260H246ZM263 261H264V259H263ZM163 262V261H162ZM224 262V261H223ZM225 262H227V261H225ZM243 262V263H242ZM139 263V262H138ZM246 263H248V262H246ZM130 264H132V263H130ZM222 264V263H221ZM229 264V263H228Z\"/></svg>",
    "mask_w": 264,
    "mask_h": 264
},
{
    "label": "crops",
    "instance_id": "obj_4",
    "mask_svg": "<svg viewBox=\"0 0 264 264\" xmlns=\"http://www.w3.org/2000/svg\"><path fill=\"white\" fill-rule=\"evenodd\" d=\"M195 1L204 56L214 71L264 64V0Z\"/></svg>",
    "mask_w": 264,
    "mask_h": 264
},
{
    "label": "flooded vegetation",
    "instance_id": "obj_5",
    "mask_svg": "<svg viewBox=\"0 0 264 264\" xmlns=\"http://www.w3.org/2000/svg\"><path fill=\"white\" fill-rule=\"evenodd\" d=\"M5 231V223L0 220V250H3V237ZM4 264H9L7 260H4Z\"/></svg>",
    "mask_w": 264,
    "mask_h": 264
},
{
    "label": "water",
    "instance_id": "obj_6",
    "mask_svg": "<svg viewBox=\"0 0 264 264\" xmlns=\"http://www.w3.org/2000/svg\"><path fill=\"white\" fill-rule=\"evenodd\" d=\"M0 264H3V263H2V258H1V253H0Z\"/></svg>",
    "mask_w": 264,
    "mask_h": 264
},
{
    "label": "trees",
    "instance_id": "obj_7",
    "mask_svg": "<svg viewBox=\"0 0 264 264\" xmlns=\"http://www.w3.org/2000/svg\"><path fill=\"white\" fill-rule=\"evenodd\" d=\"M2 181V178L0 177V182Z\"/></svg>",
    "mask_w": 264,
    "mask_h": 264
}]
</instances>
